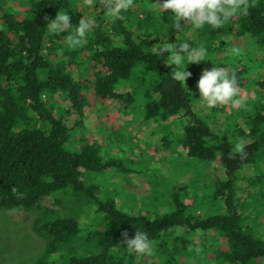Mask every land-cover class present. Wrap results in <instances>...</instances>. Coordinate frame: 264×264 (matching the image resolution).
Wrapping results in <instances>:
<instances>
[{"label": "trees", "instance_id": "obj_1", "mask_svg": "<svg viewBox=\"0 0 264 264\" xmlns=\"http://www.w3.org/2000/svg\"><path fill=\"white\" fill-rule=\"evenodd\" d=\"M78 1L28 0L31 7L20 18L0 0V199L7 209L40 212L36 230L47 246L43 257L33 264H134L140 254L130 253L126 240L134 238L136 231L148 234L153 246L149 257H159L162 264H200L204 261H199L201 256L222 264L264 261V239L256 233L258 224L264 228L260 223H264V169H259L264 162V78L256 80L258 98L244 101L248 131L233 123L236 131L229 136L216 133L208 118L195 110L188 89L172 79L175 68L167 64L168 58L150 48V35L144 32L138 41L128 28L130 9L123 13V21L94 19L85 48L66 49L68 58L52 65L49 54L59 44L50 36L49 45L47 24L60 13L70 16L71 25H78L85 16ZM247 3V15H237L219 29L205 25L203 36L211 42L230 35L250 38L264 52V0ZM172 20L174 17L167 28L173 36L190 28L186 24L176 32ZM82 52L92 70L96 102H134L133 93L122 89L141 70L142 82L148 86L146 119L165 125L182 122L179 144L189 165L198 170V178L206 180L199 192L193 187L194 195L187 202L179 188L170 197L169 209L136 214L121 208L114 197L97 196V186L85 182L83 170L103 172L114 161L105 159L97 141L83 137L80 146L71 144L73 136L65 117L84 114L90 88L89 80L77 77L72 69ZM250 61L251 68L231 71L237 75L239 88L248 86L246 74L257 67L252 54ZM53 98L68 103V108L57 112ZM239 139L250 140L245 142L243 158L234 148ZM213 162L221 165L222 173L205 175L203 171ZM247 166L260 172L252 179L257 204L250 221L240 210L237 196ZM69 188L93 198L104 228L92 232L97 239L96 252L79 254L76 248L64 259L51 261V255L64 251L82 234L79 220L62 214L60 200L51 206L43 204L45 197Z\"/></svg>", "mask_w": 264, "mask_h": 264}, {"label": "rangeland", "instance_id": "obj_2", "mask_svg": "<svg viewBox=\"0 0 264 264\" xmlns=\"http://www.w3.org/2000/svg\"><path fill=\"white\" fill-rule=\"evenodd\" d=\"M5 1L6 7L15 10L17 17L20 18H23L31 7L28 0ZM78 2L80 9L85 8L83 10L85 19H97V22L105 18L111 19L97 0H80ZM163 2L164 0H133V7L130 8V13L126 17L128 28L134 33L138 41L142 39L144 32L148 33L152 41L150 47L152 50L154 48L159 49L160 42L163 43L165 38L168 39L169 43L185 42L193 47H205L209 60L190 63L187 66L188 61L185 57V62L180 68L183 70L187 67L186 71L192 73L185 84L194 99L195 110L198 114L208 118L216 133L223 132V135L229 136L231 131H236L233 123L248 131L245 113L247 104L244 101L258 98L257 89L260 90V87L256 80L258 77L264 78V62H262L264 61V52L256 46L255 42L246 37L239 38L230 35L211 42L203 36V28L195 29L191 24H187L190 28L185 32L173 36L168 33L167 28L172 19L171 12L169 10H165V12L153 11V8L157 7L154 3ZM2 21L0 16V26L3 24ZM66 31L59 36H55L49 31L50 35L47 37L49 45L51 43L50 36L59 44V48L49 54L52 65H57L68 58L65 53L66 49H74L64 42V37L67 35L65 34ZM86 43L87 40L81 46L85 48ZM45 52L47 55L48 50ZM251 54L257 67L254 65L250 73L246 74L248 86L239 88L242 106L233 107L228 104L214 109L202 107L201 102L197 100L200 98L197 82L202 72L217 65L226 67L230 72L245 67L249 69L253 65V62L250 61ZM163 55L167 57L170 53L165 52ZM167 58L170 63L171 56ZM87 60L88 57L82 52L80 57L75 60L77 62L72 65V69L77 77L89 80L90 88L86 91L88 103L83 115H67L65 123L71 130L73 136L71 144L73 146H80L83 137L91 142L97 141L103 147L102 152L105 159H112L114 165L103 172L83 170L85 182L97 186V196L102 199L114 197L121 208L136 214L169 209L170 197L174 190L179 188H183L181 192L184 194L183 199L187 202L194 195L193 187L196 192H199L206 184V180L198 178L200 175H197L198 170L189 165V161L179 144L182 122L174 121L165 125L146 119L147 99L145 92L148 86L146 82H142L143 73L141 70H137L130 84L125 85L122 89L124 92L131 91L133 93L134 102L124 104L116 99H110L106 102L97 100L96 102L93 93L92 70L89 69L90 64ZM169 66L176 67L175 65ZM46 99L49 101V97ZM53 102L57 112H62L61 109L69 106L68 103L60 102L59 98H53ZM170 133L172 135L167 140ZM245 142H250V140ZM261 163L259 169H264V162ZM203 172L205 175L209 173L212 176H217V174L222 173V168L219 163L213 162ZM259 173L258 168L247 166L238 182L239 207L248 217V221L251 220L257 204L252 179ZM56 199L60 200L59 209L64 216L79 220L82 234L68 243L64 251L61 250L51 255L50 260H62L69 250L76 248L79 250V254L96 252L97 239L92 232L102 230L104 227L101 224V217L96 213L97 206L93 198L69 188L45 197L43 204L46 206L54 205ZM203 213L208 214L204 210ZM39 214L38 210L7 209L2 205L0 199V264H33L43 257L46 252L47 241L36 230V220ZM260 223L264 224L262 220ZM256 233L264 239V228L260 227L259 224ZM153 257L143 258V254H140L133 263L162 264L159 257L155 255ZM211 258L206 260L201 256L199 261L202 259L204 261L200 264H222ZM252 264H264V261Z\"/></svg>", "mask_w": 264, "mask_h": 264}, {"label": "clouds", "instance_id": "obj_3", "mask_svg": "<svg viewBox=\"0 0 264 264\" xmlns=\"http://www.w3.org/2000/svg\"><path fill=\"white\" fill-rule=\"evenodd\" d=\"M105 9L108 16L114 20L123 21V13H126L133 7V0H97ZM157 7L153 11L165 10L171 11L174 17L172 23L174 30L180 32L183 26L191 24L195 29H201L205 25H210L213 29H219L237 15H247V0H164L163 3H154ZM49 31L55 36H59L68 30V35L64 37V42L71 48L81 46L86 42L87 36L94 28V19H80L78 25L73 26L70 23L68 14H58L57 17L47 24ZM71 30V31H70ZM117 40L119 38H116ZM162 56L165 52L171 56L169 65H175L172 71V79L186 87V80L192 73L186 71V68L180 70L181 65L187 58V66L190 63H200L209 60L205 47H193L189 43H169L165 38L160 42L159 49H153ZM182 53V54H181ZM214 65H216L214 63ZM199 92L198 101L206 109H214L218 106L231 104L233 107L242 106V100L239 98L238 78L235 72H231L226 67L213 66L202 72L198 82ZM245 142L241 139L234 145L236 153L242 158L246 157ZM15 192V189H13ZM127 235V234H125ZM127 248L130 253L152 255L153 246L149 236L145 232L136 231L134 238L126 240Z\"/></svg>", "mask_w": 264, "mask_h": 264}]
</instances>
